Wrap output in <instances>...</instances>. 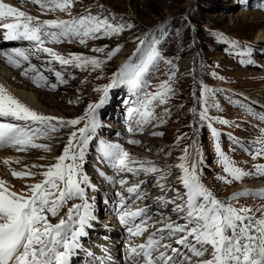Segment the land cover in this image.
Wrapping results in <instances>:
<instances>
[{"label": "rangeland", "instance_id": "374dc122", "mask_svg": "<svg viewBox=\"0 0 264 264\" xmlns=\"http://www.w3.org/2000/svg\"><path fill=\"white\" fill-rule=\"evenodd\" d=\"M14 1L17 10L26 11L27 15L39 21L69 20L90 12L93 15L106 16L113 23L122 22L125 25L130 23L133 27H125L121 33L116 35L99 38L90 36L86 38L84 44H81L78 38H74L71 41H63L60 46L50 47L66 58L69 54H80L102 60L103 63L95 70L91 65H88L85 70L74 66L62 67L53 58L47 56L45 59L40 57L39 68L33 65L37 69L36 72L27 73L29 77L30 74L42 73L47 77L49 86L57 85L54 91L52 89L43 90V92L56 96L52 98V103L58 104V108L52 104H46L45 107L37 102L39 110L46 114L45 116L53 114L56 116L51 117L63 120L84 117V121L75 127H60L57 131L50 133L46 138L58 140L55 147L50 148V152L30 147L33 151L27 153L26 157L25 152L19 151L18 155L26 160L17 164L11 162L5 167L6 169L3 168V172L5 170L9 173L28 172V174L24 173L23 178L10 177L11 181L18 183L12 186L13 191L15 190L18 194L28 193L32 184L42 182L44 177L41 173L57 162L56 158L62 154L70 132L83 127L87 122L91 115L88 113V105L99 103L105 96V93L96 89H102L111 84L113 77L125 63L130 60L135 63L139 62V58H142L148 51L145 47L144 52H138V48L141 47L140 39L149 41L156 39L161 59L157 62V66L143 78L142 90L134 93L128 85H119L109 88L106 94L104 104L113 103L116 105L114 112L125 118L130 116L131 109L140 107L136 103L138 97H144L145 93L155 94L160 91V85L168 81L172 72H175V76L170 81L172 92L167 102L160 103L157 98L149 106L153 110V116L144 126L143 131L139 132L137 121L140 117L138 114H133L132 118H125L126 123L136 122L137 125L132 134L128 131L126 135L128 137L124 143L126 151L138 160L153 162L166 172L167 176L164 181L166 186L179 188L183 192L184 189L178 179L182 173L176 165L180 162L179 157L183 155L182 149L191 145L194 140L196 148L199 149L198 173L208 190L215 197H220L221 201L231 203L233 207L238 209L247 207L253 210L249 213L250 215L257 218L264 217V198L255 195L258 192H264V189L254 191L253 188H249L239 192L235 191L239 189V186L264 181V176L256 172L257 166L264 165V158L254 157V153L251 152V148H256L253 140L258 141V133L253 136L252 142H249L252 146L248 148V145L242 143L240 139L250 135V132L246 134L245 128L238 124L244 123L240 121L241 119L253 116L252 104L264 105V101L260 102V99L255 97L257 93H264V0H193L191 3H189L190 0H73L72 7L65 12L58 9L54 11L42 9L38 3L34 4L31 0ZM96 48H103V52H91ZM117 48L119 51L108 59L107 53ZM191 56H193L192 64L188 66L185 60ZM49 60H52L51 64L48 63ZM169 60L172 61V65L166 62ZM29 66L30 64L27 66L22 64L21 68L25 69ZM19 68L6 67L0 61V76L15 77L11 80L4 78L6 84L2 85L6 87L8 85L14 92L24 94L25 90L16 87L15 82L26 83V86L30 84L28 92L36 100L35 85L30 81H23L25 78L18 77L20 81L16 79L14 74L21 72ZM55 71H61L63 80L66 82H59L54 75ZM202 87L208 90L206 98L208 115L212 118L211 128L208 126V121L199 120V112L204 109L203 101L200 99ZM115 93V97H109V94ZM238 93L254 103L249 104L248 101L240 99ZM193 109H196L195 115ZM220 121H227V124L220 123ZM52 123L55 124L56 121ZM104 124L112 126V122ZM212 128L219 133L218 137H213ZM249 128L250 130L255 129ZM96 132V129L92 132L93 138L90 142H94L97 137ZM102 133L106 132L102 131ZM109 136L110 138L115 137L114 135ZM181 136L184 139L177 144V139ZM130 140H137L140 143L131 144ZM217 142L223 154L228 158L230 166L240 168L252 175L235 180L227 174L216 152ZM5 149L7 147L1 150ZM44 156L51 158L45 159ZM85 168L86 175L92 177L102 190L105 185L96 176V170L89 168L88 165ZM147 176L153 179L150 188L147 189L150 190L148 193L152 196L148 203L156 205L163 216L177 220V214L171 211L174 205H169L167 209V206H161L156 202L155 198L164 194L157 186L159 174L144 175L141 173L138 176L128 174L126 179L129 180L128 184L136 180L133 183L135 185L139 182L138 180ZM0 182L5 185L3 181ZM125 188L119 185L122 192H126ZM238 193H250V195H241L233 200L232 197ZM174 195L175 193L171 192L167 196L171 198ZM113 230L114 233L118 231L117 228ZM118 245L122 246L123 242L120 240Z\"/></svg>", "mask_w": 264, "mask_h": 264}, {"label": "snow or ice", "instance_id": "6c2138e0", "mask_svg": "<svg viewBox=\"0 0 264 264\" xmlns=\"http://www.w3.org/2000/svg\"><path fill=\"white\" fill-rule=\"evenodd\" d=\"M31 2L38 3L42 9L46 8L49 11L58 9L61 12L69 10L73 5V0H46V2L31 0ZM125 27L132 28L133 25L113 23L106 16L101 17L90 12L69 20L39 21L0 0V28L5 30L3 38L6 41H27L33 45L30 49L14 48L10 54H6L8 62L16 67H20L21 62L28 61L30 55L43 52L62 67L74 66L85 70L91 65L95 70L103 63L102 60L80 54H69L66 58L45 45L71 41L74 38H78L79 42L84 44L86 38L90 36L99 38L116 35ZM139 45L141 47L138 48V52H144L145 47L148 51L139 58L138 63L131 60L125 63L113 77L111 84L96 89L105 93V96L99 103L88 105V113L91 115L87 122L83 127L70 132L62 154L56 158L57 162L41 173L44 177L42 182L32 184L28 193L21 194L10 191L0 182V264H70V257L80 247L79 237L86 235L84 229L88 222L94 219L91 204L86 198V187L92 185L83 172V163L86 146L93 138L92 132L96 128L95 110L104 104L106 94L111 87L128 85L134 93L142 90L143 78L161 59L156 39L150 41L140 39ZM92 51L103 52V48ZM117 51L118 48L107 53V58L111 59ZM166 62L172 65L171 60ZM48 63L51 64L52 60ZM30 70L36 72L35 67ZM27 71L25 70V74ZM48 71L51 72L52 69ZM54 75L59 82H66L61 71H55ZM174 76L175 72H172L169 80L161 84L160 91L155 94L145 93L144 97H138L136 103L140 107L130 110V118L133 114L139 115L137 125L141 131L153 116V110L149 106L157 98L160 103L167 102L172 92L170 81ZM33 81L48 83L47 77L42 74L35 76ZM37 86H40L39 83ZM56 87V84L51 85L53 90ZM207 92L206 87L201 88L200 99L203 101L204 109L199 112V120L208 121V126L211 128L212 118L208 115ZM192 111L195 115L196 109ZM0 117H10L15 121L24 122L23 124L0 122V148L19 146L21 149L31 147L45 151L51 149L34 141L48 137L60 127H75L84 121V117L63 120L39 115L7 95L2 88H0ZM53 121L56 123H52ZM220 123L227 124V121ZM129 131L132 132L133 129L129 128ZM212 135L214 138L219 136L215 128H212ZM182 139L183 136L178 137L177 144ZM129 143L140 142L130 140ZM258 143L261 147L251 151L254 157H264V139ZM100 148L103 158L119 173H131L134 176L141 173L159 174L157 186L164 194L157 196L156 202L161 206L174 205L171 211L178 217L177 220H172L171 217H165L161 213L158 214L161 219L149 224L153 217L148 207L135 205V200L144 198L140 194L144 181L125 189L130 196L135 197L133 201L135 210L128 207L129 197L118 192L117 195L120 196L118 216L130 236L140 237L148 227L161 225L155 227V231L147 236L146 242L138 244L130 242L128 248L130 264H264V218L250 215L249 213L253 211L250 208L238 209L231 203L219 200L203 185L198 173L199 149L196 148L194 140L191 145L182 149L183 155L179 157L180 162L176 165L182 173L178 179L184 189L183 192L179 188L166 186L164 183L166 172L153 162L130 156L118 144L101 142ZM216 152L224 166V171L235 180L252 175L240 168L230 166L218 142ZM256 172L264 176V165L257 166ZM12 175L23 178L25 174L13 172ZM119 184L124 187L128 181L121 178ZM167 192H173L175 195L169 198ZM241 195H250V193H238L232 199H238ZM255 195L264 198V192ZM77 199L82 203H73L68 207L67 213L60 216L58 223L50 222L49 214L51 217L59 216L61 209L66 207L69 201ZM173 240L174 244L170 242Z\"/></svg>", "mask_w": 264, "mask_h": 264}, {"label": "bare ground", "instance_id": "6f19581e", "mask_svg": "<svg viewBox=\"0 0 264 264\" xmlns=\"http://www.w3.org/2000/svg\"><path fill=\"white\" fill-rule=\"evenodd\" d=\"M193 0H190L189 3H191ZM4 3H7L9 5H12L14 7H17L16 6V2L14 0H3ZM18 3V2H17ZM20 3V2H19ZM29 5V4H28ZM22 11V10H20ZM26 12V11H25ZM19 47H23V48H20V49H30L33 47V45L29 44L28 42L26 41H21L19 43H11V44H6L3 42L2 40V37L0 36V61L1 63L3 62L4 65H6L7 67H10V68H13V67H16L15 65L13 64H10L8 62V58H7V55L6 54H10L12 52V50L14 48H19ZM92 52V50H91ZM48 55L46 53H43V52H39V53H36V54H33V55H30L29 57V60L28 61H23L21 62V65L23 64V66H27V65H35L37 66V68L40 67L41 65V62H40V57H43L44 59L47 57ZM13 59H18L16 57H13ZM42 59V58H41ZM192 60H193V56H191L189 59H186L185 60V64L186 65H191L192 64ZM44 63V61H43ZM19 68V67H17ZM21 68V66H20ZM19 68V69H20ZM31 68H21V72L17 73V71H15L17 74H14L16 75V79H18L20 81V79L18 77H20L21 79H23V81H30L33 85H35V89L34 90L36 92V97L37 99L35 100L34 98L31 97V95L29 94L28 92V89H30L28 86L30 84H27L28 86H26L24 83L22 82H15V86L20 88V89H24L25 92L23 94V92H19L17 93L16 91L14 92L13 89H11L10 87H7L2 84H6V82L3 80L4 78L7 79H12V78H15V77H10L8 78L7 76H0V77H3L2 79L0 78V88H2L4 90V92L7 94V95H10L12 98H14L15 100H17L21 105H23L24 107L30 109L31 111H36L37 114H43L42 111L39 110V106L37 105V102L40 103L42 106H45L46 107V104H52L53 106L57 107L58 108V104H54L52 103L53 102V99L52 98H55L56 96L55 95H51V94H47V93H44L43 90H52L51 86L47 84H44L42 81H37V82H34L33 79H31L29 77V75L25 74V70H28L27 73H34L33 71L30 70ZM36 69V68H35ZM37 70V69H36ZM31 75V74H30ZM15 79V80H16ZM14 80V81H15ZM5 82V83H4ZM9 82V81H8ZM39 83L40 86H37V84ZM11 84V83H10ZM12 86V85H11ZM31 87V86H30ZM49 88V89H47ZM57 89V88H56ZM39 90V91H37ZM27 91V92H26ZM54 91V90H52ZM249 97V96H248ZM257 99H260V102L264 101V93L260 92V93H257ZM59 98V97H58ZM49 100H51V102H49ZM255 106V105H254ZM260 106V105H259ZM261 107L264 108V105H262ZM43 108V107H42ZM255 108H258L259 110H262L263 108H260V107H257L255 106ZM43 109H46V108H43ZM246 113V112H245ZM43 115H46V114H43ZM252 115V114H251ZM49 116H56V115H53V114H49ZM2 122V121H0ZM245 130L244 132H246V134H249L250 132V137H248L246 140H243L245 141L246 143H249V142H252L253 140V136L257 134V132L255 131V129H252L250 130L249 127H244ZM243 128V129H244ZM249 129V130H248ZM253 133H252V132ZM254 134V135H252ZM258 135V134H257ZM58 140L54 139V138H42V139H37L35 140L34 142L35 143H39V144H44V145H47L48 148H53L55 147V143L57 142ZM255 141L256 143L255 146L256 148L258 146H260L258 144V141L256 140H253ZM3 148H0V181H3L6 185V187H8V189L10 191H13L12 190V186H16L18 185L17 182H13L10 180V177L13 176L12 173H9V172H3V168L7 167L10 165L11 162H14V164L16 163H19L21 161H25L26 158L22 157L21 155H18V152L21 151V152H25L26 153V157L28 156L27 153L33 151L30 150V147L26 148V149H21L19 146H16V147H7V149L5 150H1ZM43 151H45L44 149H41ZM40 150V151H41ZM51 151V150H50ZM49 151V152H50ZM47 152V151H46ZM20 153V152H19ZM45 159H49L51 158L50 156H44ZM142 158V157H141ZM23 161V162H24ZM22 163V162H21ZM12 165V164H11ZM6 169V168H5ZM22 171V170H21ZM28 171V170H27ZM30 172V171H29ZM21 173V172H20ZM22 173H26L25 171H23ZM28 174V172L26 173ZM97 176V175H96ZM14 177V176H13ZM99 179V178H98ZM101 179V178H100ZM254 179V178H253ZM263 179V178H262ZM137 183V182H136ZM21 184V183H20ZM133 185V184H132ZM131 185V186H132ZM130 186V185H129ZM129 186H125V187H129ZM25 188V186H24ZM249 188H253V189H257V190H263L264 189V181L261 180V181H258V183H253V184H245V185H242V186H239V189H235L236 192H239L240 190L242 189H249ZM111 189V188H110ZM22 191V189H21ZM124 191V189H123ZM248 191V190H247ZM13 192H16L15 190ZM110 192V191H109ZM254 192V191H253ZM17 193V192H16ZM111 193V192H110ZM259 193V192H258ZM253 194V193H252ZM70 203H78L77 200H73V201H70ZM71 207V206H70ZM67 210L68 208L67 207H64L63 209H61L60 211V214L59 216L57 217H54L55 220H54V224L55 223H58L59 221V218L60 216H64L66 213H67ZM264 218V217H263ZM157 220H159V218L157 217ZM155 219V221H157ZM104 225L105 226H108L111 230L117 228L118 231H116L113 235H112V243L114 245H118L120 240L122 239V235L124 232H126V229H124V226L121 225L117 218L114 216V215H111V216H106L105 219H104ZM161 225H157V227H160ZM101 231H103V228H100ZM115 231V230H113ZM140 242V240H137V241H134L133 243L134 244H138ZM128 248H129V243L125 245V250L128 251Z\"/></svg>", "mask_w": 264, "mask_h": 264}]
</instances>
